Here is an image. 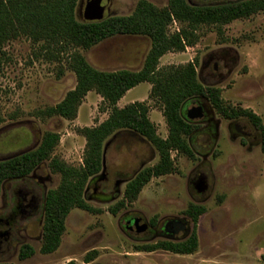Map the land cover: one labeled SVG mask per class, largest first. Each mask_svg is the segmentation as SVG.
I'll return each instance as SVG.
<instances>
[{
	"label": "rangeland",
	"instance_id": "rangeland-1",
	"mask_svg": "<svg viewBox=\"0 0 264 264\" xmlns=\"http://www.w3.org/2000/svg\"><path fill=\"white\" fill-rule=\"evenodd\" d=\"M89 0H79L76 17L89 21L86 9ZM139 0H103V10L96 18L130 15ZM164 7L167 0H146ZM239 1V0H232ZM242 1V0H241ZM191 5H206L204 0H187ZM180 28L170 24L171 32ZM198 40L183 52L163 55L158 67L184 65L197 61V79L203 86L221 90V98L235 109H247L256 114L264 125V11L246 19H237L218 29L204 26L197 30ZM150 41L143 36L117 35L89 50L78 51L87 63L100 72L142 69ZM5 55L0 66V161L20 156L39 146L46 133L58 136L49 159L41 162L27 178L7 180L0 187V217L19 205L18 198L33 199L30 213L20 215L10 231L9 241L0 250V263L10 264H264V153L260 133L245 118L219 120L218 136L208 141L202 132L193 133L189 142L195 159L172 153L175 172L152 178L137 199L115 216L108 208L122 200L128 178L136 170L158 161L155 150L136 134L119 132L105 141V187L123 178L115 200L108 202L107 194L94 193L90 178L83 191L90 213L72 209L64 223L59 247L42 254L44 205L49 190L57 188L60 175L49 163L59 159L78 168L82 163L85 139L78 129L94 127L109 115L110 107L95 91H89L78 107L76 117L66 120L60 116L49 119L37 117L45 108L60 103L76 86L75 74L68 68V55L51 58L45 44L33 43L25 37L8 41L2 47ZM211 56V60H209ZM207 61L204 76L199 77V65ZM151 85L143 82L127 91L117 102L122 108L143 102L149 108L148 117L161 138L167 136L162 107L150 98ZM190 119V118H189ZM191 120V119H190ZM235 123L248 134L246 139H231L228 130ZM200 126H198L199 128ZM24 152V153H23ZM203 178L204 188L197 179ZM199 184L198 191L193 186ZM87 187L89 188L87 191ZM189 204L201 205L205 213L196 227L197 249L189 255L168 251H136V247L162 240H179L151 233L149 226L162 228L175 221L184 224L186 238L194 225L184 215ZM135 218L145 223L140 232L126 229V220ZM34 253L25 260L18 259L22 245ZM88 256L91 260L85 263Z\"/></svg>",
	"mask_w": 264,
	"mask_h": 264
},
{
	"label": "trees",
	"instance_id": "trees-1",
	"mask_svg": "<svg viewBox=\"0 0 264 264\" xmlns=\"http://www.w3.org/2000/svg\"><path fill=\"white\" fill-rule=\"evenodd\" d=\"M79 0H0V66L5 55L2 47L10 40L25 37L33 43L47 47L51 58L68 55V68L75 74L76 86L65 98L53 107L37 113L41 119L60 116L66 120L76 117L78 107L89 91L99 94L110 107L108 117L99 125L78 129L85 139L82 163L78 168L67 165L59 159H51L50 169L60 175L56 189L46 194L44 222L42 227V254L53 253L60 244L64 223L72 209L98 213L83 199L87 181L99 175L103 169L105 141L119 132L136 134L151 146L158 155V161L149 167H142L127 179L123 198L108 208L116 215L133 203L143 187L156 177L175 172L172 153L195 159L188 138L198 126L185 120L182 106L190 100L203 98L214 112L225 120L247 119L261 134V148L264 153V125L260 118L247 109H235L223 101L221 90L203 86L197 79V61L184 65L159 68L160 58L169 52H183L197 40V30L204 26H222L237 19H246L264 11V0H240L233 3L192 6L187 0H167L164 7H157L146 0H139L133 12L127 16L99 17L80 21L76 17ZM176 21L180 28L169 30ZM143 36L150 41L149 51L142 69L137 72H100L93 69L78 51L89 50L111 37ZM151 85L150 98L162 107V116L167 126L166 138H161L155 125L148 117L149 108L143 102H134L122 108L117 102L130 89L140 83ZM58 136L46 133L34 150L20 156L0 161V187L7 180L22 179L44 160L49 159ZM205 213L201 205L189 204L184 211L193 225L190 236L178 242L162 240L155 244L136 247V251H168L189 255L196 251V227L199 217ZM34 250L27 244L20 247L18 259L31 257ZM91 257L86 256L88 263ZM8 264V263H0ZM10 264V263H9ZM67 264H76L71 261Z\"/></svg>",
	"mask_w": 264,
	"mask_h": 264
},
{
	"label": "flooded vegetation",
	"instance_id": "flooded-vegetation-1",
	"mask_svg": "<svg viewBox=\"0 0 264 264\" xmlns=\"http://www.w3.org/2000/svg\"><path fill=\"white\" fill-rule=\"evenodd\" d=\"M201 1H203V0H201ZM204 1L207 2V3H204L206 5L236 2V1H232V0H204ZM192 6H195V5H192ZM211 58L212 57L209 56V60H211ZM207 63H208L207 61L203 60L201 62V64L199 65V72H198L199 77L204 76L207 78L208 75L205 73V68H206ZM194 111L196 112L195 116L193 115ZM182 114L185 117V120H187L188 122L193 123L197 126H200L197 129V132L198 131L202 132L203 129L205 130V131H203L204 132L203 135L206 136L208 141H211V140L217 138L219 120H217L215 118L216 113L214 112L212 107L209 105V103L205 99L197 98V99L187 101L182 106ZM191 116H194V117L190 118ZM227 128L231 134V139H235L238 136L243 138V139H246L248 136V134L246 132L242 131L241 128H239L234 122L230 123ZM255 131L259 132L256 128H255ZM189 138H188V141H189ZM256 139H259L261 141L262 140L261 134H260V138H259V136H256ZM189 144H190V142H189ZM25 178H27V177H25ZM25 178H22V179H25ZM202 180H203V178L201 176H199V178L197 179L198 183L200 184V186L203 189L204 185H203ZM92 181L94 184V187L92 188L94 193L97 191L98 193H100V195L107 194L108 198L106 200L108 202L115 200L117 194L119 193V186L125 182V180L123 178H119L112 183L113 184L112 188L110 190H107V188L104 185L106 178H104L103 176H96V178ZM199 184H195L193 182V186H194L196 191L200 190L199 186H198ZM88 189L89 188L87 187V191H88ZM18 201H19V205L16 206V208H14L9 213H7L6 216L0 217V250H2V248L4 246H6V244L8 243L10 231L12 230L15 223H17V221L20 219V215H23L25 213L26 214L30 213L29 210L32 207L33 199L32 198L27 199V197L25 195L24 196L20 195V197L18 198ZM134 220H135V218H129L128 220H126V223H125L126 226L125 227L127 230L129 229V227L131 226V224L133 223ZM140 224H141V220H140ZM145 225L146 224L143 223L142 227L145 228ZM178 226H179V224L176 223L175 221H169L167 223L165 222L164 225L162 226V228H160V229H158L157 226H149V227L151 228V230H150L151 233L155 234L154 236L161 234V235L169 237V238H174V239H177L179 241H183V240L187 239L188 237L186 238L187 235L185 234V232H183V233L177 232Z\"/></svg>",
	"mask_w": 264,
	"mask_h": 264
},
{
	"label": "water",
	"instance_id": "water-1",
	"mask_svg": "<svg viewBox=\"0 0 264 264\" xmlns=\"http://www.w3.org/2000/svg\"><path fill=\"white\" fill-rule=\"evenodd\" d=\"M100 1H103V0H89L88 1V4H87V9H86V17L88 18V20H93L96 18V15H102L100 14L103 10L101 9L102 7L99 5V2ZM193 115L195 116L196 115V112L194 111ZM194 116H191L190 118L194 117ZM24 153V152H23ZM104 154H105V148L103 150V160H102V164H103V169L101 171L100 174L103 175V172H104ZM8 159V158H7ZM6 160V159H4ZM3 161V160H1ZM99 174V175H100ZM98 176V175H97ZM130 230H134V231H137V232H140L143 228H142V225L140 224V220L139 219H135L133 221V223L131 224V226L129 227ZM184 229V224H179L178 226V231L179 230H183Z\"/></svg>",
	"mask_w": 264,
	"mask_h": 264
}]
</instances>
